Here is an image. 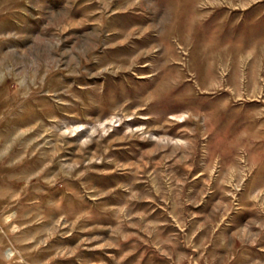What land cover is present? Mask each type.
Here are the masks:
<instances>
[{"label": "rangeland", "instance_id": "374dc122", "mask_svg": "<svg viewBox=\"0 0 264 264\" xmlns=\"http://www.w3.org/2000/svg\"><path fill=\"white\" fill-rule=\"evenodd\" d=\"M0 264H264V0H0Z\"/></svg>", "mask_w": 264, "mask_h": 264}, {"label": "crops", "instance_id": "0c3cea01", "mask_svg": "<svg viewBox=\"0 0 264 264\" xmlns=\"http://www.w3.org/2000/svg\"><path fill=\"white\" fill-rule=\"evenodd\" d=\"M241 4H242V5H245V3H244V2H241Z\"/></svg>", "mask_w": 264, "mask_h": 264}]
</instances>
